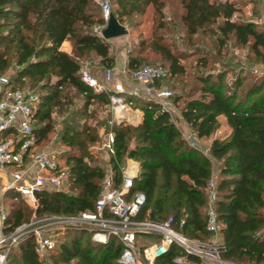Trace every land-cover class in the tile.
<instances>
[{
	"label": "trees",
	"instance_id": "16d2710c",
	"mask_svg": "<svg viewBox=\"0 0 264 264\" xmlns=\"http://www.w3.org/2000/svg\"><path fill=\"white\" fill-rule=\"evenodd\" d=\"M180 1L189 40L210 32L216 36L218 56L233 40L235 46H248L255 59L264 62V25L232 19L238 8L225 0ZM117 2L119 7L112 12L121 23L133 14L143 16L153 6L160 22L150 38L141 37L139 53L149 48L167 61L172 76L186 74L188 54L174 51L159 34L165 28L164 0ZM103 22L95 0H0V74L17 66L11 77L13 87H24V80H30L28 87L37 93L33 130L38 145L54 128L53 113L65 114L61 136L69 148L65 155L68 188L38 192V204L30 208L35 217L78 215L94 209L106 170L85 160L83 146L95 141L96 135L78 120L94 100L108 105L110 97L109 92H96L82 81L80 58L94 53L105 68L115 66L109 44L93 32V26ZM65 40L72 42L75 54L60 49ZM194 46L189 54L198 55L194 67L200 85L179 93L174 102L182 103L180 116L197 138L213 137L208 150L217 162L215 209L226 247L223 256L239 264L264 263V76H251L238 60L232 61V55L222 58L217 68L212 54H202ZM138 54L129 53L128 69L142 65L145 58ZM80 97L82 104L77 107L75 100ZM143 110L136 125L121 122L108 127L114 132L115 153L110 158L114 184L122 183L126 159L138 161L140 169L131 191L143 192L146 199L136 219L160 222L172 216L175 227L186 236L208 239L207 183L215 175L211 158L187 140L156 102L149 100ZM222 124L228 131L216 135ZM74 147L79 153L70 151ZM4 194V201L9 198L11 204L3 231L10 234L29 220L31 210L16 190L7 189ZM91 236L88 225L68 226L55 249L40 257L34 235L27 233L10 248L6 264H122L123 245L115 235L104 243ZM180 254L182 249L174 244L152 264H179L175 257ZM188 260L187 264H201L196 255H188Z\"/></svg>",
	"mask_w": 264,
	"mask_h": 264
},
{
	"label": "built area",
	"instance_id": "2783aa9c",
	"mask_svg": "<svg viewBox=\"0 0 264 264\" xmlns=\"http://www.w3.org/2000/svg\"><path fill=\"white\" fill-rule=\"evenodd\" d=\"M95 1L99 4L104 19L99 25L100 36L104 38L102 30L112 13L111 1ZM168 74V68L163 65L142 64L132 71V78L136 84L129 90L126 91L121 84L115 83L109 97L111 109L117 115L110 121V126L124 120V115L118 114L119 110L122 108L127 110L135 104L132 99L126 102L122 95L124 92L136 98L146 97L154 100L160 109L166 110L173 119L174 108L170 100L173 93L170 89L156 84ZM80 77L96 91H109L86 66L81 69ZM37 101L36 92L25 87H13L11 77L0 74V171L9 172L6 188L3 189L16 190L34 207L38 204V192L44 189L63 188L67 175V167L59 163L54 152L50 149H38L33 130V108ZM7 131H10L8 133L10 135H7ZM189 142L205 152L197 145L196 140L191 139ZM103 145L112 155L115 153L114 132L111 129L106 130ZM9 168L15 169L9 170ZM122 175V183L117 186L114 184L111 170H107L100 183L92 211H84L78 215L51 214L39 217L29 224H22L10 234H5L3 231L6 211L0 199V264H6L10 248L21 236L32 233L35 238V251L40 257H44L57 246L56 228L64 230L68 226L79 224L88 225L92 229V239L96 242L104 243L109 235H115L123 245L119 257L122 264H152L157 257L167 253L174 244L182 249V254L175 257V261L179 264L189 263L188 255L191 254L196 255L201 264H239L223 256L226 247L217 221L214 176L207 183L206 228L211 235L208 239H199L186 236L178 230L172 216L160 222L136 219L146 197L143 192L131 191L136 174L122 169ZM152 237L157 241H153ZM143 239V244H140Z\"/></svg>",
	"mask_w": 264,
	"mask_h": 264
},
{
	"label": "rangeland",
	"instance_id": "374dc122",
	"mask_svg": "<svg viewBox=\"0 0 264 264\" xmlns=\"http://www.w3.org/2000/svg\"><path fill=\"white\" fill-rule=\"evenodd\" d=\"M111 1V9L112 11L116 10L118 6L117 0H110ZM211 1H224V0H211ZM229 3H233L238 10L233 14L232 19L237 20H250L253 21L257 26L262 27L264 25V0H225ZM97 3V2H96ZM98 4V3H97ZM99 5V4H98ZM99 8L97 7V10ZM99 11V10H98ZM184 11V8L181 4L180 0H164V7H163V20L165 22V28L159 31V34L162 35L166 43L172 47L174 51L181 54L182 52L184 54H188L186 59H184V63L187 66L186 74L181 75L178 74L176 76H172L169 74L165 78L161 79L160 81H157V85L162 88L170 89L173 93V96L171 97V102L174 108L173 112V119L177 121V124L181 126V106L182 103H175L174 98L179 95L181 92H186L190 90L193 85H200L198 81L196 80V75L199 73L197 68L194 67V61L198 57V55H191L189 54L190 51L193 49V44L195 45V48L199 47V50H202V54H212L213 60L216 62L215 66L219 68L222 65V58L228 59L232 55V61L239 62V64H243L245 66V70L250 72L251 76H264V62L256 60L253 52L249 50V47H238L234 45L233 40L228 41L227 45L222 47L221 54L218 56L216 54V47L217 42L215 41V35L211 34L210 32H207L205 34H200L198 36L194 37V41L189 40V37L186 35L185 26L183 25L181 21V15ZM160 15L155 12L153 6L149 5L147 7L146 13L143 16H140L139 14H133L130 16V18H125L124 21H122V24H124L127 29L128 33L125 35H120L116 37H112L110 39L102 38L104 41H106L110 46L109 54L115 59V61L119 62L120 67L122 66V69L118 71L119 74V80H116V76H114V79L112 81L113 87H115V82L118 84H121L123 88L127 91L129 90L134 84L132 79V70L128 69L127 60L129 53L138 54L140 51V41L141 37L150 38L152 33L155 29H157L159 22H160ZM140 22L139 24H137ZM100 24H96L93 26V32L100 36L99 33V27ZM106 27V26H105ZM216 25L211 26V29H215ZM101 37V36H100ZM68 42L66 45H62L61 50L67 52L68 54H75L73 51V45L70 40H67ZM216 47H214L215 45ZM200 53V54H201ZM199 54V55H200ZM138 55L145 58V60L142 61L141 64H154V65H163L168 68V63L166 60L162 58V56L159 53L153 52L149 48H146L143 50V52H140ZM191 55V56H190ZM81 67H87L88 70L91 72L92 75H94L96 78H102L104 75L103 71L104 68L101 64V58L98 57L94 53H86V55H81ZM81 68V69H82ZM18 70L17 66L11 65V67L5 71H3L1 74H6L9 77H13ZM169 70V69H168ZM232 72H228L227 75H231ZM117 74V75H118ZM106 75V74H105ZM106 80V79H105ZM25 81V88H29L28 84L30 83V80H24ZM107 81V80H106ZM114 82V83H113ZM112 84H109L108 86L112 88ZM198 87V86H196ZM30 89V88H29ZM33 90V89H31ZM34 91V90H33ZM124 99L128 103L129 99H132V101L135 103L134 105L130 106L127 110L121 109L119 110L118 114L124 115V120L120 122L115 123H127L130 125H136L140 119V110H143L144 107L147 105L150 99L146 97H135L130 96L128 92H124L123 94ZM197 95V94H196ZM154 101V100H153ZM152 101V102H153ZM151 102V101H150ZM75 103L77 107L78 105L82 104L81 97L78 99L76 98ZM137 103V105H136ZM85 114V115H84ZM83 115L79 116V125L82 127L85 125L90 126V133L96 135L95 141H88L85 142L82 152L86 153L85 160L92 165H100L105 170H108L111 168L110 158L112 154L110 151L103 145L104 144V137L106 133V129L110 125V121L112 119L116 118L117 113L112 112L108 105L100 103L98 100H94L93 103L89 106L87 109V112H85ZM65 114H57L53 113V130L48 134L47 138L39 145L40 149H50L52 152H54V155L57 157L59 163L62 166L65 165V155H68L66 153L67 150H69L68 146L63 142L62 140V122L64 119ZM116 121V120H115ZM185 127H183L184 129ZM187 135L189 136L187 138L188 141L191 139L194 140L191 137V129L188 127L187 130H185ZM228 131V126L226 124H222L218 130L216 131V135L224 134V132ZM194 134V133H193ZM190 138V139H189ZM210 139L212 138H204L201 140H197V145H199L202 148H207L208 143L210 142ZM70 151H74V153H79V149L77 147H74L70 149ZM136 161V160H135ZM129 163V158L125 161V166ZM7 174V173H6ZM67 180H65V184L63 186L64 189L68 188V184L66 183ZM0 183L2 181L0 180ZM25 205H27L30 208H34V206L28 202L26 199L22 200ZM11 204V200L8 198V200L3 201V208L4 210L8 211L9 206ZM31 210V209H30ZM29 220L25 222V224H29L31 221L35 220L34 212L31 210L28 215ZM57 229V237L58 240L62 235L64 234V230L61 228ZM92 237V236H91ZM153 241H157L155 237H152ZM144 239L142 240L143 244ZM49 255V254H48ZM47 256V255H46ZM44 256V257H46ZM70 264H74V262H71Z\"/></svg>",
	"mask_w": 264,
	"mask_h": 264
},
{
	"label": "crops",
	"instance_id": "0c3cea01",
	"mask_svg": "<svg viewBox=\"0 0 264 264\" xmlns=\"http://www.w3.org/2000/svg\"><path fill=\"white\" fill-rule=\"evenodd\" d=\"M68 41L67 40H65L63 43H62V45H66V43H67ZM62 45H61V48H62ZM71 55V54H70ZM103 66V65H102ZM104 67V66H103ZM117 70H121L122 69V66L120 67V64H119V62H115V66L113 67V68H104V71H103V73H104V75L102 76V78L100 77V78H97L100 82H102L103 84H105L106 85V87L109 89V91H107V92H109V94H110V92H111V90H113V84H112V81H113V79H114V76H116V80L118 81L120 78L118 77L119 76V74H118V71H115L116 69ZM120 72H123V71H120ZM106 74V75H105ZM118 74V75H117ZM107 81H106V80ZM133 79V78H132ZM133 81V84L135 83L136 84V82L134 81V79L132 80ZM114 83V82H113ZM116 83V82H115ZM109 84H112V88H110L108 85ZM96 91V90H95ZM96 92H100V91H96ZM108 107H109V109L112 111V109H111V106H110V102H109V104H108ZM139 111H140V119H139V121H137L138 123L139 122H141V120H142V118H143V114H144V110H140V109H138ZM113 112V111H112ZM180 116V115H179ZM181 118V117H180ZM181 120H182V122H181V126H179L178 124H177V121H175V123H176V125L179 127V129L182 131V133H183V135L186 137V138H188L189 136L187 135V133H186V131L185 130H187V128H188V125L186 124V122L181 118ZM138 123H136V124H138ZM183 127H185L184 129H183ZM106 130H108V128L106 129ZM7 135H10V134H8L7 133ZM191 137L194 139V140H201V139H204V138H197L193 133H191ZM209 138H213V137H209ZM190 139V138H189ZM211 140L212 139H210V142H211ZM210 142L208 143V146H209V144H210ZM208 146H207V148H203L204 149V153L206 154V155H208L210 158H211V160H212V164H213V170H214V173H215V175H214V177L216 178L217 176H216V172H217V162L210 156V153H209V150H208ZM38 149H40L39 148V145H38ZM132 162V163H131ZM135 163V164H134ZM13 169H15V168H13ZM12 168H9V170H13ZM110 170H111V168H109ZM123 169L124 170H126V172H128V173H134V174H137L138 172H139V169H140V165H139V163H138V161H135L134 159H132V158H129V163L126 165V166H124L123 167ZM131 169H133V170H131ZM34 172V171H33ZM106 172H107V170H106ZM8 178H9V172L6 174V173H4V172H2V171H0V180L2 181V183H0V195H1V201H2V203H3V201H4V193L6 192V189L4 190L3 188H6V184H7V182H8ZM1 192H3V193H1Z\"/></svg>",
	"mask_w": 264,
	"mask_h": 264
},
{
	"label": "water",
	"instance_id": "95a60500",
	"mask_svg": "<svg viewBox=\"0 0 264 264\" xmlns=\"http://www.w3.org/2000/svg\"><path fill=\"white\" fill-rule=\"evenodd\" d=\"M127 33H128L127 27L124 24H122L118 20L117 16L112 12L109 16L106 27L102 30V36L105 39H110L112 37L125 35Z\"/></svg>",
	"mask_w": 264,
	"mask_h": 264
},
{
	"label": "bare ground",
	"instance_id": "6f19581e",
	"mask_svg": "<svg viewBox=\"0 0 264 264\" xmlns=\"http://www.w3.org/2000/svg\"><path fill=\"white\" fill-rule=\"evenodd\" d=\"M132 163V162H131ZM135 164V163H134ZM131 170H133V169H131Z\"/></svg>",
	"mask_w": 264,
	"mask_h": 264
}]
</instances>
